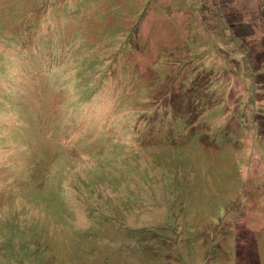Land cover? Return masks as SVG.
<instances>
[{
	"label": "rangeland",
	"instance_id": "obj_1",
	"mask_svg": "<svg viewBox=\"0 0 264 264\" xmlns=\"http://www.w3.org/2000/svg\"><path fill=\"white\" fill-rule=\"evenodd\" d=\"M29 1L0 0V264H20L22 245L40 264H264V126L254 116H264V63L246 56L264 35V0H101L83 4L80 19L63 11L85 0H60L52 23L69 46L48 80L57 112L36 137L19 124L32 121L24 90L43 85L23 67L40 71L39 48L3 39L18 31ZM137 3L147 17L135 25ZM238 27L246 36L237 42ZM124 39L134 49L118 60ZM113 131V142L136 153L131 160L160 159L154 173L143 168L152 197L101 178L110 168L102 162L121 150ZM39 161L70 166L65 178L44 181L48 167L29 172ZM127 200L148 216L128 211Z\"/></svg>",
	"mask_w": 264,
	"mask_h": 264
},
{
	"label": "trees",
	"instance_id": "obj_2",
	"mask_svg": "<svg viewBox=\"0 0 264 264\" xmlns=\"http://www.w3.org/2000/svg\"><path fill=\"white\" fill-rule=\"evenodd\" d=\"M60 0H30V6H34L35 3H37L36 7L34 8V10H32L30 8V6H28L26 10L22 11V19L19 18V22L16 24L17 27L19 28L17 32H13L11 34H6L3 35V39L5 40H14L16 37H18L19 42H23L25 41L23 44H27L28 41L31 42L33 45H36L39 49H38V53L35 57H32L33 59H35L36 61L39 62L40 64V71L35 70L34 68L39 67L37 64H35L34 62H24V71L27 73V76L33 80V81H40L43 83V85H39V86H35L33 85L32 88L30 89H26L24 90V102L26 105L31 106L32 110L31 113H29L31 120L30 123L27 122V124L25 123H20L19 125L22 126L20 128L21 131L19 132L21 134V132H23L25 129H27V127H30L31 129L33 128V135L36 137V134L39 136L45 135V133H48L47 130V126H48V122L50 120V118L56 114V109L54 107V105L52 104V101H50V89H52V87H50V83L48 84V80L52 81L54 80L55 76H53L54 71L58 70V65H59V60H60V56L61 58L63 57L66 48H68L69 43L67 40H63L61 42H58V40L56 39V35H57V27L58 25H55L52 23V17L54 15L55 12H59L61 9L58 7V3ZM58 2V3H57ZM80 6L79 5H75L72 8L71 7H67L63 13L66 14V17H74L75 19H80L81 15L83 14L82 11L80 12L83 4L86 3V5H90L93 3H99L101 2V0H85V1H79ZM129 2V1H128ZM130 7V6H129ZM146 6H144V3H137L136 6L134 7H130L129 9V16L133 19L138 18L136 20L135 25L138 24V20L141 18H146L147 16L145 15L146 10ZM146 10V11H145ZM150 10V9H149ZM152 13V15H154V18H156L155 13L154 12H150ZM25 14V15H24ZM143 14V17H142ZM264 14V12H263ZM76 15V16H75ZM24 16V17H23ZM130 18V19H131ZM260 15L258 16V22L259 23H263L264 21H259ZM157 19V18H156ZM257 22V23H258ZM238 23L235 21L231 20V25L232 28L235 29V26ZM133 26V28L131 29V31L128 32V40L131 38V33L132 31L135 30L136 26ZM79 30H82L80 26L77 27ZM75 28V32L78 33L79 30ZM83 31V30H82ZM242 34L240 33V27H238V31L236 33V38H240L237 39L238 41H241V39H243L246 35L241 36ZM130 36V37H129ZM248 36H252L251 34ZM253 37V36H252ZM251 37V38H252ZM235 38V36L233 37ZM251 41H254V44L251 45V49L249 50V52L246 54L247 58H248V54H251V56L253 55V60L256 64V58L255 55H258V58L261 56L262 58V62L264 63V35L262 37V39H257V38H252ZM128 48L130 49H134L133 46L128 45V41L126 39H124L123 43L117 48V51H113L112 55L115 53L116 57L119 58L121 57V54L125 51L128 50ZM262 49V51H261ZM22 52H19V55H22ZM60 55V56H59ZM25 56V55H24ZM112 57V56H111ZM260 60V59H259ZM253 63H251L250 61L248 62V66L249 68H251V71H253L254 67H253ZM258 64L260 65L261 63L258 62ZM89 66V62H86L84 64V66ZM36 66V67H34ZM86 66V67H87ZM31 67L33 68L32 71H28V68ZM85 67V68H86ZM90 68H92L90 66ZM106 69V68H105ZM111 69H106L105 71H108ZM85 71V69H84ZM257 75H259V73L257 72ZM254 78V76H253ZM91 81V80H90ZM253 83L254 84H259L258 82V78H254L253 79ZM95 86V85H93ZM48 87V88H46ZM84 90V93H87L88 91ZM76 89V87H75ZM95 90H92V94H95ZM55 93L57 94V96L63 100H68L69 99V95L67 94V92L62 89L60 86L59 88H57L55 90ZM92 100H94V98H92ZM76 101L79 103H82L81 100L79 98L76 99ZM83 101H88L86 99H84ZM89 102V101H88ZM256 105V104H255ZM72 113V112H71ZM144 114V113H143ZM255 117L258 116V119H256L257 121V128L261 129L262 126H264V116H261L260 114H255ZM1 127L4 128H9L8 124H3L1 125ZM127 130V129H126ZM127 132H129V130H127ZM132 132V131H131ZM113 134L111 141L112 144L115 145V147L117 148H121V150L115 149V154L113 155L114 160H111V164H107L108 162H102V167L100 168H105V167H110L108 168V172L102 175L101 174L104 172L99 173L101 178L104 177H108V178H117L120 179L122 182H126L129 181L130 185L136 190L137 189H142V192L147 195V197L149 196H153L155 193L152 190V180L150 181V178L145 176L146 172L143 170L144 167H150L149 172L152 174L156 171V167H163V165H160V159L156 156V157H152V159L148 162L144 161L142 159V156L137 155L135 160H131L130 159V155H135L136 153H132L131 150H127L125 151V149H128L127 144L124 145H120L117 144V142H113V139L116 137V135L114 134V131L111 133ZM47 135V134H46ZM1 137H4V135H0ZM3 138L1 139V142H3ZM107 142V140H106ZM108 143V142H107ZM111 144V143H110ZM60 149L62 150V153L65 152V154L67 153L68 156H72L75 155V151L74 150H70L68 149L67 146L64 147H60ZM72 153V154H71ZM58 156L62 155V154H56ZM42 156H48V155H42ZM122 156H125L124 159H120ZM126 161H132L133 165L136 164L138 166H140V169L138 170V172H136L135 170H133L132 168L134 167H128L126 164ZM53 165V164H52ZM70 165H67V167L65 169H63V167H51V166H46L48 167L49 173L47 176H44L43 180H49L50 178H53L54 180H60L61 178H65L67 175V169ZM36 167V168H35ZM41 167H45V165L42 164V162H38V164H36L35 166H33L32 171L29 172H35L36 169H39ZM45 167V168H46ZM51 167V168H49ZM44 168V169H45ZM44 169H42L44 171ZM66 171V173H65ZM87 171H89L87 169ZM64 172V174H63ZM91 172V171H89ZM121 172H123L124 176H120ZM62 174V175H61ZM107 175V176H106ZM150 181V182H149ZM29 182V181H28ZM149 182V183H148ZM128 183V182H126ZM145 185V188L143 187ZM144 189H143V188ZM119 194V192H117ZM142 194V195H144ZM120 195V194H119ZM159 196V193L157 195V197ZM165 196V195H164ZM127 198H128V194H127ZM171 199V197H169V199L167 198H163V202H167ZM134 200H132L131 202H129L128 200L125 201L126 206H128V211H131V208L135 209H141V211L145 212L146 208L145 206H142L143 204V199H142V204L140 206V208H138V204L139 202L133 204ZM145 202H147V200H145ZM167 207L164 208L163 210H161L160 214L165 215L167 217ZM149 213L145 212V216H148ZM144 216V217H145ZM150 217L151 220H157L156 218V214L154 211L150 212ZM162 220V219H160ZM164 221V220H163ZM141 223V226L143 225H148L146 223H144L145 221H139ZM138 227V226H136ZM138 229V228H137ZM20 248H22V256L21 259H19V263L20 264H27L28 260L26 259V257H30L29 262L31 264H40V259L37 260L36 256H39L40 254H38L36 251L30 250V248L28 249V247H25L24 245L20 246ZM24 249H26L27 251H25ZM210 259L211 256H209ZM25 259L27 260V262L25 261Z\"/></svg>",
	"mask_w": 264,
	"mask_h": 264
}]
</instances>
